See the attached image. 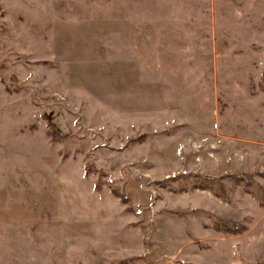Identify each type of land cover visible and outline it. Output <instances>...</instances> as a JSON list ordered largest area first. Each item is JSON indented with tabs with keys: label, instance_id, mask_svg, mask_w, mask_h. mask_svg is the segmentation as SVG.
Here are the masks:
<instances>
[{
	"label": "rangeland",
	"instance_id": "374dc122",
	"mask_svg": "<svg viewBox=\"0 0 264 264\" xmlns=\"http://www.w3.org/2000/svg\"><path fill=\"white\" fill-rule=\"evenodd\" d=\"M0 264H264V0H0Z\"/></svg>",
	"mask_w": 264,
	"mask_h": 264
}]
</instances>
